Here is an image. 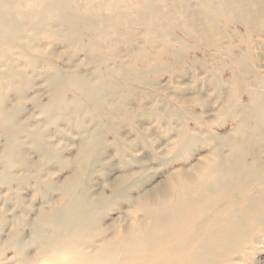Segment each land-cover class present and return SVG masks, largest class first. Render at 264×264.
Instances as JSON below:
<instances>
[{"label": "rangeland", "instance_id": "rangeland-1", "mask_svg": "<svg viewBox=\"0 0 264 264\" xmlns=\"http://www.w3.org/2000/svg\"><path fill=\"white\" fill-rule=\"evenodd\" d=\"M214 162L249 169L186 216L220 232L203 262L193 233L110 263L264 264V0H0V264L167 235Z\"/></svg>", "mask_w": 264, "mask_h": 264}, {"label": "bare ground", "instance_id": "bare-ground-1", "mask_svg": "<svg viewBox=\"0 0 264 264\" xmlns=\"http://www.w3.org/2000/svg\"><path fill=\"white\" fill-rule=\"evenodd\" d=\"M239 147V149H238V156H240V154L241 155H243L244 156V147H240V146H238ZM242 158V157H241ZM243 158H245V157H243ZM208 163V162H207ZM241 163H242V160H241ZM210 164V163H209ZM247 164L245 163H243V164H237L236 166H235V168L234 169H232V170H229V169H226V168H224V166H222V165H220V164H218V163H215L214 162V164L213 165H205L206 166V170H205V175L206 176H209V177H211V180H212V184L210 183V185H208V184H205L204 182H201L200 181V183L198 182L197 183V189L195 190V192H194V188L191 190V188L190 187H192L193 185H194V183L193 182H191L190 184H188L187 182V185H188V188L187 189H185V191H186V195H185V197H184V195H183V197L185 198V199H183V203H184V205L182 206V211L181 212H177V209H176V207H175V205L174 206H172V203H173V201L174 200H170V201H167V203H166V208H167V210L169 211V213H170V211H171V213H172V211H173V216L171 215V217L170 218H172V223H174L175 221L176 222H179V220L181 219V218H184V217H186L188 214L189 215H192L193 214V216L194 215H198V214H201V213H199L200 212V210H199V207H201L199 204H210V202H213V203H216V204H218V202L219 201H221L222 200V197H223V194H225L226 193V190L228 189V186L229 185H231V184H229L231 181V179L233 178V176L234 175H236L235 173V169H236V171H237V168H239V169H246V166ZM203 168V169H204ZM248 168V167H247ZM249 169V168H248ZM239 171V170H238ZM241 171V170H240ZM246 171V170H245ZM248 171V170H247ZM238 174H239V172H238ZM247 174V173H246ZM240 175H243V170H242V173L240 174ZM247 176V175H246ZM245 176V177H246ZM236 177H238L237 175H236ZM240 177V176H239ZM245 177H243V178H245ZM248 177V176H247ZM198 179V178H197ZM201 179H203V178H201ZM240 179V178H239ZM238 179V180H239ZM243 180V179H242ZM234 181H235V179H234ZM189 182V181H188ZM211 182V181H210ZM193 183V184H192ZM183 185H185V183L183 184ZM182 185V186H183ZM186 186V185H185ZM185 186H183V188H186ZM235 186V185H234ZM182 191V190H181ZM180 191V192H181ZM184 191V190H183ZM194 192V193H192V192ZM228 192H230L229 190H228ZM227 192V193H228ZM261 193V192H260ZM181 194H184L183 192L181 193ZM232 194V193H231ZM258 194V193H257ZM180 195V194H179ZM255 195V194H254ZM177 196V195H176ZM226 196H227V194H226ZM263 196V195H262ZM172 197V196H171ZM178 197H180V196H178ZM182 197V196H181ZM228 197V196H227ZM231 197H233V196H231ZM236 197H238V196H236ZM252 197V196H251ZM166 198V197H165ZM263 198V197H262ZM179 199V198H178ZM229 199V198H228ZM250 198L248 197V199L247 200H249ZM255 199V198H254ZM254 199H252V200H254ZM165 200V199H164ZM163 200V201H164ZM167 200H168V198H167ZM177 200V199H176ZM246 200V201H247ZM251 200V199H250ZM181 201H182V198H181V200H180V204H182L181 203ZM232 201V200H231ZM230 201V202H231ZM245 201V202H246ZM255 201V200H254ZM172 202V203H171ZM222 202V201H221ZM253 202V201H252ZM163 203V202H162ZM224 203V202H223ZM254 203V202H253ZM261 203V202H260ZM164 205H165V203H163ZM174 204V203H173ZM180 204H178V205H180ZM212 204V203H211ZM220 204V203H219ZM251 204V203H250ZM163 205V206H164ZM202 206H205V205H202ZM219 206V205H218ZM226 206H228V205H226ZM229 206H231V205H229ZM252 207H253V205H251ZM256 206V205H255ZM264 206V205H263ZM161 208H162V206H160ZM207 207V209H208V206H206ZM213 207V206H212ZM244 207H246L245 205H244ZM248 207H249V204H248ZM258 207H259V205H258ZM157 208V207H156ZM202 208V207H201ZM204 209H205V207H203ZM211 207L209 206V212H210V209ZM226 207H224V209H225ZM247 208V207H246ZM163 209V208H162ZM203 209V210H204ZM207 209H205V210H207ZM213 209V208H212ZM218 209V208H217ZM217 209H216V211H217ZM263 208H261V210H262ZM152 210V209H151ZM215 210V209H214ZM221 210V209H220ZM229 210V209H228ZM248 210H253V208L251 209H248ZM160 211V210H159ZM215 211V212H216ZM222 211V210H221ZM231 210H229V212H230ZM255 209H254V213H255ZM264 211V210H263ZM164 212H165V210H164ZM207 212V211H206ZM208 212V214L207 215H209L210 213ZM214 212V211H213ZM213 212H211V213H213ZM220 212V211H219ZM228 212V213H229ZM257 212V211H256ZM152 213V212H151ZM150 213V214H151ZM158 213V212H157ZM205 213V212H204ZM221 213V212H220ZM219 213V214H220ZM223 213V212H222ZM231 213V212H230ZM241 213V212H240ZM250 214H251V212H249ZM164 214V213H163ZM214 214V213H213ZM216 214H218V212H216ZM226 214V213H225ZM256 214V213H255ZM152 215V214H151ZM155 215H157V214H154V216ZM165 215H166V213H165ZM170 215V214H169ZM211 215V214H210ZM224 215V214H223ZM230 215V214H229ZM240 215V214H239ZM239 215H238V217H239ZM260 215H263V213L261 212V211H259L258 213H257V216H260ZM153 216V215H152ZM153 216V217H154ZM158 216V215H157ZM205 216V215H204ZM214 216H215V214H214ZM214 216H212V217H214ZM220 216V215H219ZM232 216V215H231ZM188 217V216H187ZM184 218V219H186V220H184V222L181 220L180 222H182L183 223V225L182 226H178V227H176V228H173V229H170L171 230V233H169V234H165V235H162V237H159V235H154V232H152V231H150V232H148V230H147V232L145 233V234H142V236H139L138 238H135L134 236H133V239L136 241V243H137V245H136V249L135 250H131V251H128V248H122L121 250H120V252L119 251H113V250H111V251H108V252H105L104 254H102L101 255V259L99 260V261H97V262H85V261H81V260H79L78 259V256L77 255H73L72 256V258H71V260H72V262L70 263H67V264H111L110 263V260L111 259H114V258H116V257H119V254L121 253V256H125L127 253L128 254H138L139 252H142V251H146V250H153V248H155V245L156 244H158V245H156V247L158 246L159 247V249L161 250V243L162 242H165V243H170V241H177V240H179V242L181 243L182 241H180V240H182L183 239V237L184 236H187V238H188V241H189V243H190V239H192L193 240V238L191 237V235L193 234V236H195L194 237V239H197V240H200L201 241V244H200V246L198 245V248H195V256H196V258H201V259H199V260H202V262H203V257L205 256V255H207L209 252H210V250L212 249V247H214V245H211V243L213 242V241H215V240H217L218 239V232L216 233V231H212V229H213V225H212V229H209L208 227H207V225H206V228H208V232H207V229H205V231L207 232V234H205L204 236H203V228H204V226H203V224H201L200 222H199V224L198 225H200L198 228H195V229H193L192 228V225H193V223H195L194 222V218ZM192 217V216H191ZM209 217H211V216H209ZM221 217H223V216H221ZM228 217V216H227ZM250 217V216H249ZM160 219H161V221H160V225H162L163 223H162V221L165 223V220L166 219H164V217H159ZM158 218V219H159ZM169 218V217H168ZM170 218H169V220L168 221H170ZM180 218V219H179ZM206 218V217H205ZM214 218H218V217H214ZM224 218V217H223ZM232 218V217H231ZM235 218V217H234ZM237 218V217H236ZM240 218H242V219H240ZM240 220L242 221V220H244V218L246 219L247 218V216H246V213L245 214H242L241 213V215H240ZM251 218H252V216H251ZM201 219H202V217H201ZM200 219V220H201ZM219 219H222V218H219ZM226 219H227V222H226ZM229 218H226L225 217V224H230L229 222L231 221V220H228ZM207 220V219H206ZM217 220V219H216ZM223 220V219H222ZM221 220V221H222ZM248 220V219H247ZM246 220V221H247ZM255 220V223H257L259 220H257V222H256V218L254 219ZM167 221V222H168ZM171 221L168 223L169 224V226L171 225H173L172 223H171ZM198 221V220H197ZM212 221V220H211ZM246 221H244V222H246ZM248 221H250V219L248 220ZM157 222V221H156ZM166 222V223H167ZM207 222H209V221H207ZM215 222V221H214ZM219 222V221H218ZM233 222L235 223V221L233 220ZM205 223V222H204ZM220 223V222H219ZM243 223V222H242ZM159 224V223H158ZM177 224V223H176ZM208 224H210V223H208ZM216 224V223H215ZM214 224V225H215ZM218 224V223H217ZM216 224V225H217ZM240 224V223H239ZM196 225V227H197V223L195 224ZM221 225V224H220ZM219 225V226H220ZM230 225H233V224H230ZM241 225V224H240ZM239 225V226H240ZM243 225V224H242ZM245 225V224H244ZM154 226V225H153ZM194 226V225H193ZM225 226V225H224ZM236 226H237V224H236ZM239 226H237V227H239ZM246 226V225H245ZM173 227V226H172ZM211 227V226H210ZM222 226H220V228H221ZM154 228H156V227H154ZM160 228V227H159ZM164 228H165V226H164ZM215 228H216V226H215ZM223 228V227H222ZM227 228V227H226ZM149 229H152V228H150L149 227ZM163 229V228H162ZM168 229H169V227H168ZM225 229V228H224ZM231 229V228H230ZM153 230V229H152ZM235 230V229H234ZM237 230H238V228H237ZM236 230V231H237ZM243 230V229H242ZM154 231V230H153ZM167 231V230H166ZM189 232V234H185L184 235V233L185 232ZM222 231V230H221ZM229 231H231V230H229ZM233 231V230H232ZM156 232H157V229H156ZM227 232V231H226ZM225 232V233H226ZM239 232H240V230H239ZM220 233V232H219ZM157 234V233H156ZM159 234H160V232H159ZM222 234H224V233H222ZM227 234V233H226ZM244 234V233H243ZM138 235V234H137ZM237 235V234H236ZM221 236V235H220ZM227 236H228V238H230L231 236H232V233H231V235H229V232H228V234H227ZM239 236V235H238ZM137 237V236H136ZM190 237V238H189ZM236 237V236H235ZM243 237V236H242ZM219 238H221V237H219ZM223 238V237H222ZM239 239V238H238ZM196 240V241H197ZM218 241V240H217ZM225 241V240H224ZM231 241V240H230ZM236 241H238V240H236ZM179 242H177V243H179ZM194 242H195V240H194ZM65 243H67L68 245H69V243L70 242H65ZM146 243H148L149 244V246H148V244L146 245ZM176 243V244H177ZM199 243V242H198ZM224 243V242H223ZM226 243V242H225ZM172 244H174V245H176L175 243H172ZM182 244V243H181ZM183 244H185V242L183 243ZM122 246H124L123 244H121ZM178 245H180V244H178ZM165 246H169V245H165ZM177 246V245H176ZM197 246V245H196ZM240 246V245H239ZM171 247H174V246H171ZM180 247V246H179ZM182 247V246H181ZM228 247V246H227ZM158 249V250H159ZM219 249V248H218ZM157 251V250H156ZM212 253L214 254V253H216L217 254V252L215 251V252H213L212 251ZM219 254V253H218ZM217 256V255H216ZM220 257V256H219ZM151 258V257H150ZM209 258V257H208ZM152 259H155V258H152ZM106 260L108 261V262H106ZM159 261H160V259H158ZM204 261H206V259L204 260ZM203 264H205V263H203Z\"/></svg>", "mask_w": 264, "mask_h": 264}]
</instances>
